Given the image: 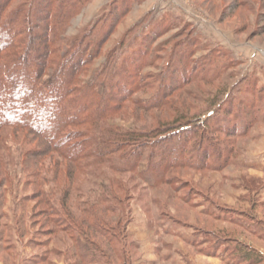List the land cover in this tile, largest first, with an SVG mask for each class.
Here are the masks:
<instances>
[{
    "label": "rangeland",
    "instance_id": "374dc122",
    "mask_svg": "<svg viewBox=\"0 0 264 264\" xmlns=\"http://www.w3.org/2000/svg\"><path fill=\"white\" fill-rule=\"evenodd\" d=\"M66 1L77 12L45 28L56 59L45 66L43 49L31 52L37 63L22 62L15 80L48 93L64 79V56L81 58L74 83L109 104L103 126L136 138L112 148L140 161L131 168L116 154L106 175L67 181V204L54 173L26 161L28 150L45 152L41 139L0 131V264H254L242 254L264 249V0ZM32 2L9 1L3 14L20 7L19 38L30 27L42 34L41 11L59 4L32 10ZM81 130L63 127L66 150L84 140ZM111 179L129 189L99 214L86 202L113 188Z\"/></svg>",
    "mask_w": 264,
    "mask_h": 264
},
{
    "label": "trees",
    "instance_id": "16d2710c",
    "mask_svg": "<svg viewBox=\"0 0 264 264\" xmlns=\"http://www.w3.org/2000/svg\"><path fill=\"white\" fill-rule=\"evenodd\" d=\"M9 1L12 0H0V131L12 128L17 131L30 133L41 139V144L45 147V152L35 153L32 150H28L25 153L26 161H33L35 167L39 166V172L45 173L44 177L50 172L54 173L53 179L55 182L61 181L62 189L66 191L63 192L64 197H62V199L64 203H67L71 191L67 181L70 182V180L76 179L78 175H90L92 172L99 176L106 175L105 168L111 170L113 164H115L113 156H116L120 151L119 147L112 148L113 144L118 141L120 143L119 145H124L135 141L136 138H134L133 134L130 135L128 133L115 134L110 131L109 128L103 126L102 121L108 116L109 104L105 101H97L93 95H88L89 93L86 89H82L80 86H78V88L77 84L74 83L78 70L80 71V68H82L80 66V61H82L81 58H79L78 61V59L71 60L69 54L64 56L67 60L62 63L64 66V73L60 77L66 80L59 79L54 81L49 87L50 90L48 93H46L45 90L35 89L32 92L24 89L23 85L15 80V68L22 65V62L37 63L34 58L30 57V53L35 52L39 48L44 51L45 66L49 64V57L50 55H55V52L50 49V45L53 42L49 40L47 34L48 30H45V28L48 29L54 19H57L58 23L64 24L73 13L77 12L78 8L74 7V5L71 7H67V5L64 6L67 2L66 0H57L59 4L56 5L55 8H46V13L41 11L42 14H45L43 22H37L35 24L38 27L41 25L45 31L42 32V34H38L39 36H35L33 32L34 29L30 27L26 36H20L21 38H19L18 32L15 30L16 25H14V22L18 17V13L22 12L20 7L10 11V15H6L3 18ZM46 1L47 0L36 2L33 0L30 4V8L33 10L36 4L37 6L42 5L45 4ZM114 3L115 2H113V4ZM54 14L55 18H52L51 16ZM59 15L60 18L58 17ZM26 17V21L33 24V22L29 20L31 16L28 15ZM160 23L163 25L162 22ZM160 23L157 24L156 28H153V31H159L161 29ZM34 38H37L38 45ZM124 38L123 36L121 44L124 42ZM72 55L74 56V54ZM53 59H56V55ZM73 83L77 88H71ZM70 96H73V99H70ZM80 116L83 117L79 118ZM71 117H74V119L70 120ZM76 124L83 127V130L80 131V133H82L80 137H83L84 140L79 142V144L69 146L71 150H66L71 140L60 133L64 126H76ZM240 133H242V131ZM231 135L233 134H230V136ZM5 144H7V142H5ZM54 155L68 163L67 169L62 170V168H60L56 163V157ZM117 156L121 159H127V162H129L128 165L131 168H136L140 161V155L137 153L130 156L128 152H122L117 154ZM36 170L37 169L34 170V168H32V170L30 169L29 174H35L37 176L39 173L38 170ZM131 170L129 169L121 172L125 173ZM110 185L114 187L110 189L107 188L103 192L105 193L104 196L92 197L93 199H89L86 202V204L91 202L90 204H93V207L96 206L99 214L103 212H113L111 205L104 203H110L111 200L118 201L121 194L116 191L125 192L126 189H129L127 185L117 180L111 179ZM96 186L97 185L93 183V186H91V188H86L85 192L94 193L95 191H93V189H97ZM53 191L59 193L58 186H56ZM47 194L49 195L50 193ZM79 194L80 192L78 195ZM63 202L60 201L62 204ZM119 203L122 204L121 201H119ZM84 212L87 213L88 211L84 209ZM255 252L257 253L256 255ZM243 253L242 255L248 263L254 262V264H259L263 258L262 254L253 248H249V252H246V254L245 252Z\"/></svg>",
    "mask_w": 264,
    "mask_h": 264
},
{
    "label": "crops",
    "instance_id": "0c3cea01",
    "mask_svg": "<svg viewBox=\"0 0 264 264\" xmlns=\"http://www.w3.org/2000/svg\"><path fill=\"white\" fill-rule=\"evenodd\" d=\"M139 3V0H132V2H131V8H133L134 6H137V5H139L138 4ZM176 3V2H175ZM141 6V5H140ZM137 11H139L138 9H137ZM148 12V11H147ZM166 13H168V14H170L171 15V13L172 12H169V11H164V14H161L160 16H159V21H161V22H167V20H168V17H169V15H167ZM143 15V14H142ZM176 17V16H175ZM147 18H149V17H146V19ZM140 20H138V21H142V22H144L146 19H144L143 17H141V18H139ZM155 21H157L156 19H152V21L149 19H147V21H146V24H148V23H155ZM141 22V23H142ZM160 23V22H159ZM195 25H196V23H195ZM133 27V26H132ZM222 31V30H221ZM221 33V36L222 37H225L226 39H229V37L225 34V33H223V32H220ZM134 37H136V35L134 36ZM162 37H160L159 39H161ZM255 249L257 250V251H259L262 255H264V249H261V248H259V247H255Z\"/></svg>",
    "mask_w": 264,
    "mask_h": 264
}]
</instances>
